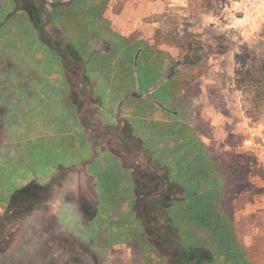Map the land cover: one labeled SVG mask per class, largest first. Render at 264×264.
<instances>
[{"label": "rangeland", "instance_id": "1", "mask_svg": "<svg viewBox=\"0 0 264 264\" xmlns=\"http://www.w3.org/2000/svg\"><path fill=\"white\" fill-rule=\"evenodd\" d=\"M87 1L0 0V224L8 221L0 226V264H152L158 251L191 249H204L202 264H264V85L235 84L236 68L264 69V0H110L104 23ZM49 38L74 42L84 61ZM174 76L189 81L181 91ZM66 103L71 118L53 131L50 108ZM116 103V121L104 123ZM126 112L137 133L153 136L146 156L129 141ZM146 112L159 118L148 121ZM171 127L199 138V146L180 148L195 158L194 179L176 172V154L164 165L158 158ZM85 173L99 191L97 215L86 226L72 216L66 222L80 228L88 249L81 254L47 243L51 213L24 216L34 193L23 191L46 197L47 186L34 184L64 177L67 192L52 203L67 207L71 195L68 207L84 208L69 187ZM137 201L146 242L109 246L142 239ZM210 209L232 216L241 248ZM93 233L109 244L96 249Z\"/></svg>", "mask_w": 264, "mask_h": 264}, {"label": "crops", "instance_id": "2", "mask_svg": "<svg viewBox=\"0 0 264 264\" xmlns=\"http://www.w3.org/2000/svg\"><path fill=\"white\" fill-rule=\"evenodd\" d=\"M67 100H68V98H67ZM150 101H151L150 93H148L146 95V102H148L149 105H151ZM66 104L68 105V107H65L64 104H61L60 107L50 108L52 111H50L51 112V116L48 117V121L49 122H47V124H49L50 126L53 127L52 128L53 131H56L57 129L60 128L57 125V123H59V120H63V119H61V117H64V119H65V117H67L68 119L71 118L69 103H66ZM159 107L161 108V106H159ZM134 108H135V106L133 104L128 107V109H131V110H133ZM113 109H114V111L116 113H114V112L111 113V117L109 119H107V120H104V123L114 124V122L116 121V117L118 116V112L120 110V104L116 103V105L114 106ZM161 109H164V108H161ZM175 112H177V111H175ZM128 113L129 112H126V114H122L121 117L124 118L125 122L127 123L125 131L128 132V133H131V136L133 138V140L129 139V141L132 142L134 145L139 144L142 147V151L144 153V156H146V140L153 139V136L151 134L147 133V132L144 135H142L141 132L137 133L136 130L134 129V125H133L132 120L129 119ZM144 117H146V120H148V121H150L152 119L156 120L157 118H159L158 116H156V112L154 113V115L150 114V112H146V114H144ZM163 121L165 123L173 122V121H170V120L166 119V117L163 118ZM39 122H41V121L37 120L36 124L39 125ZM75 127H78V128H81L82 130H85L83 126L79 127L78 124H76ZM171 129H172V130H170L171 132H166V135L164 136V139L162 140L163 144L158 146V147L162 148V151L160 152L158 158L162 162V164L164 165V164H166V161L171 160L170 158H172V156L174 154H176L177 157L179 158V162L177 163V165L175 167L176 172L177 173L180 172L181 174L184 173L183 175H185L186 177L188 175V176H190V178L194 179L195 177L198 176L197 173H196V170L194 169L195 158L194 157L192 158L191 155H190V157L188 155L186 156L188 151H185L184 149L182 151V149H180V148L184 147V146L185 147H195V146H197L198 145V141L197 140L199 138L196 135L194 136L191 132H190L191 134L190 133L188 134V133L185 132V134L183 135V130L181 128L177 129V133H179V135H177L175 128L171 127ZM52 130H50V131L52 132ZM190 131H192L191 128H190ZM119 136H121L122 139L125 138L123 135H121V134L118 135L117 134V137H119ZM147 136H150L151 138L147 139ZM187 143H188V145H185ZM204 144H206V143L204 142ZM200 146H201V144H200ZM183 152H185L186 154L183 153ZM115 153L117 155H119V153H117V152H115ZM136 153L138 154V152H136ZM136 153H133V155H137ZM6 161L9 162L8 159ZM12 164H14V163H12ZM15 164H16V162H15ZM129 167L133 171L132 176H133L134 185L136 186L137 191H140L139 190L140 186L138 187L139 183L137 181L138 180L140 181L141 177H138V175L136 173L137 169L135 167H133L131 165H129ZM9 169L10 170L8 171L7 170V166H6V170L4 171L5 172L4 178H6V179L7 178L9 179V178H11V175H14V173L12 171V168L10 167ZM78 169H80V167H78ZM15 173H19V172H15ZM74 175H75V177H78L77 171H76V173H74ZM145 177H146V175H145ZM29 183H27V184H29ZM34 185H35L34 187L38 188L39 190H42V189L45 188V186H47V189L49 191H64V192H67V189L64 188L66 186L64 177L61 178V179H54V180L51 179L49 181V183L44 184V186L37 185L36 183ZM24 186H22L21 188H19L17 190H22V188ZM69 188H73V190L78 191L77 195H79L80 192L82 191L84 193L85 192H91L93 194H98V196H99V191H97L98 188H97V186H96V184L94 182V177L92 175H90L89 173H87V175L85 173L84 176L81 175L79 177L78 181L74 180L73 182H71ZM70 193H72V191H70ZM68 198H71V195ZM61 203L62 202H60V206H63ZM65 204L67 205V207L63 206L64 209L62 210V212H61V214L59 216L61 221H62V225L63 226L67 227L66 222H69V219H70L71 216L74 217L76 220H80L81 219V221H83L82 218H81L80 212H78L77 206H74V204H72V207H73L72 208V207H68L70 202H66ZM70 227L71 228H75V229L79 228L78 226H70Z\"/></svg>", "mask_w": 264, "mask_h": 264}, {"label": "trees", "instance_id": "3", "mask_svg": "<svg viewBox=\"0 0 264 264\" xmlns=\"http://www.w3.org/2000/svg\"><path fill=\"white\" fill-rule=\"evenodd\" d=\"M86 2H90L85 0ZM110 0H100L95 1L92 0V3H90V7H88L87 9L90 11L91 14L94 15V17L96 18V20H101L103 21L104 19L100 16V13L102 12V10L107 6V4L109 3ZM95 2V3H94ZM208 2H211V0H208ZM104 23V21H103ZM102 26H104L102 24ZM105 27V26H104ZM105 28H108V26H106ZM45 35V33H44ZM57 50L60 51H64L67 52L68 54H70L75 60L82 62L84 61L83 55L80 52V50L75 46L74 42L72 41H67V42H62L59 40H52L51 38H49L48 40ZM193 44V43H191ZM160 51V50H159ZM152 52L149 51V54H151ZM147 56V54H146ZM264 71V69H262ZM260 68H256L255 71H253V69H241V68H236L235 70V84L238 88H243L245 86H255L257 89L261 88L262 85H264V74ZM181 75V73L179 74ZM177 76V75H176ZM174 76L172 79L176 80V85L179 87L180 91L183 88V85L187 84L189 81H186V79L183 80V77H176ZM89 79V77H87ZM179 80V82H178ZM175 82L173 81V84ZM213 165H211L212 167H214L213 169L216 168V164H218V161H216L215 163H212ZM212 209V208H211ZM208 211L209 214H211V216H213L214 218H220V221L223 222H227V226L226 228L229 231V234L232 238V241L234 240V242L237 243L238 246H243L240 245V243L238 241H240V239L238 238V234L236 233L237 231V227L234 226L233 222H232V216H228L226 215L224 212L222 213H214L213 210ZM15 217V216H14ZM11 221V220H10ZM171 224H169L168 229H170ZM166 233L168 234V237H170L171 239L172 237V233L169 231H166ZM168 240V239H167ZM171 241V240H170ZM241 242V241H240ZM162 245L164 244V242L161 243ZM239 249V248H238ZM195 250V249H191V250H179L177 252H172V253H168V254H164L161 252H156L155 254H157L158 256H156L155 260L153 259L152 264H202V256H201V252L202 250L204 251V249H199ZM243 252V250L240 251V253Z\"/></svg>", "mask_w": 264, "mask_h": 264}, {"label": "flooded vegetation", "instance_id": "4", "mask_svg": "<svg viewBox=\"0 0 264 264\" xmlns=\"http://www.w3.org/2000/svg\"><path fill=\"white\" fill-rule=\"evenodd\" d=\"M116 152V151H114ZM38 189V188H36ZM23 193L27 194L28 196L32 195V193H34V197H33V205H31L29 207V210L26 211L24 213V216L25 215H33L35 212L41 210L42 208H44L45 212L47 213H51L50 215V220L53 224V226L49 227L46 231L48 233V236L46 237L47 238V243L48 244H51V243H56V242H59L61 243L62 245H69L72 249H70L71 251H77L81 254H85L87 250H83L85 249V247H82V243L80 242V237H78L79 235V230L80 228H71L70 226L67 225L66 226H63L62 225V221L60 219V214L62 212V210L64 209L63 206H60V203L56 204V203H52L54 202V200L59 197V193L58 191H47V196L46 197H43L41 198L39 195H40V191H23ZM22 193V194H23ZM80 198L83 200L85 199V207L84 208H79L81 211H80V214H81V218H82V222L84 223V226L90 224V220L93 222V220L95 219L96 215H97V205L99 204L98 202V199H99V196L98 194H93L91 192H80ZM21 196V195H20ZM70 200H73L71 198H68L67 199V202H69ZM51 201L52 204H49V202ZM80 206L83 204V202L79 203ZM138 201H137V207H136V210H137V215L138 217L140 218L141 220V215L140 213H138ZM78 208V206H77ZM78 209V210H79ZM146 209V207H145ZM143 220L142 221V224L144 226V233L141 234L142 236V239H140L138 242L136 243H119V244H109L107 241L105 240H102L101 238V234H99V236L96 234H92V238L96 241V249H98L97 247H99V245L101 244H109V246H115V245H127V244H143L146 242V239H145V236L146 235V221L144 220V218H142ZM8 224V221L5 220L3 222H1L0 226L1 227H4L6 228ZM172 229L173 228V224L171 222V226H170ZM55 228H58V229H61L63 230L64 232L66 233H71V234H67L66 237H60V238H57V236L53 235L52 233H54L55 231ZM168 228V227H167ZM172 232V231H170ZM174 235H176V233H174ZM50 248V249H49ZM49 251L53 254L54 252V248H51V247H48ZM96 252V250H95ZM97 257H98V251H97ZM97 257L95 256V258L92 256V258L95 260L97 259ZM69 258V257H67ZM51 264H55V262H52Z\"/></svg>", "mask_w": 264, "mask_h": 264}]
</instances>
